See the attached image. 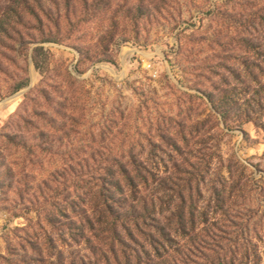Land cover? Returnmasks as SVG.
<instances>
[{
  "label": "rangeland",
  "instance_id": "obj_1",
  "mask_svg": "<svg viewBox=\"0 0 264 264\" xmlns=\"http://www.w3.org/2000/svg\"><path fill=\"white\" fill-rule=\"evenodd\" d=\"M36 1L0 0V264H104L63 199L130 150L173 240L136 232L132 264H264V0Z\"/></svg>",
  "mask_w": 264,
  "mask_h": 264
},
{
  "label": "trees",
  "instance_id": "obj_2",
  "mask_svg": "<svg viewBox=\"0 0 264 264\" xmlns=\"http://www.w3.org/2000/svg\"><path fill=\"white\" fill-rule=\"evenodd\" d=\"M10 2L12 6L16 5L29 10L31 4L37 1L10 0ZM83 2L87 5L86 0ZM67 4L70 5L71 0H67ZM68 12L69 20L70 16L75 14L72 10ZM34 18L39 20L37 15ZM32 60L37 67L35 58ZM141 160L140 155L132 150L122 152L120 155L100 151L89 153L80 161L82 163L80 172L73 173L76 183H82L85 192L74 193L73 197L64 196L63 220L66 221L63 223V229L66 234L64 233L63 236L75 242L84 240L87 246L93 242L94 246H89V249L97 261H103L104 264H112L111 260L115 264H132L131 260H134V253L137 255V252L131 249V245L126 240L137 242L134 237L136 232L145 236L143 238L149 242L157 258L160 256L159 250L163 248L164 243L173 241L170 232L165 233L158 222L157 234L146 231L150 226L149 219L151 216L155 217V213L150 212L153 201H147L141 189L150 187L152 179L156 180V175L153 170L145 167ZM74 188H81V185ZM176 197L179 198L180 193ZM176 224L179 227L174 229V233L185 235L186 230L182 221ZM66 240L63 237V241ZM152 262L151 259V263L145 264H153ZM137 264H143L141 258H138Z\"/></svg>",
  "mask_w": 264,
  "mask_h": 264
}]
</instances>
